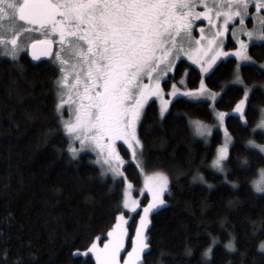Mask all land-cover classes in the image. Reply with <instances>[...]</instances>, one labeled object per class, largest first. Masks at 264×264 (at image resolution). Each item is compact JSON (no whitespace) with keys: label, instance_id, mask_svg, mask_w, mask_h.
<instances>
[{"label":"trees","instance_id":"1","mask_svg":"<svg viewBox=\"0 0 264 264\" xmlns=\"http://www.w3.org/2000/svg\"><path fill=\"white\" fill-rule=\"evenodd\" d=\"M249 52L256 63L242 64L239 72L252 87L246 108L252 127L264 106V71L259 67L264 48L251 46ZM235 66V57L223 59L205 78L213 91L228 85L227 94L215 105L218 110L229 111L242 96V86L231 83ZM58 75L57 65L50 60L33 63L27 51L21 53L19 64L0 55V264H14L17 257L25 264H94L90 254L73 252L77 248L83 252L97 235L102 243L122 208L124 185L113 184L110 175L101 177L91 153L70 159L66 136L50 131L59 127L54 111ZM170 76L176 82L186 77L188 88L199 86L198 67L187 58L179 59ZM163 87L168 90L170 84L163 81ZM158 107L156 100L147 104L138 128L144 145L142 165L147 173L169 177L171 195L166 194L168 203L151 214L147 264H264V251L257 247L264 241V193L253 186L264 159L259 149L244 143L249 138L264 143L262 131L257 129L250 137L237 115L226 118L235 145L229 151L234 158L228 161L227 180L234 187L225 174L210 167L223 131L215 130L205 144L188 122H215L211 109L181 98L161 122ZM120 151L127 160L128 180L142 186L140 169L125 146ZM236 157L247 159L251 167H241ZM197 173L207 183L193 181ZM133 229L131 225V234ZM230 240L232 250L226 248ZM210 244L211 259L204 261L202 252ZM186 248H191V255Z\"/></svg>","mask_w":264,"mask_h":264},{"label":"snow or ice","instance_id":"2","mask_svg":"<svg viewBox=\"0 0 264 264\" xmlns=\"http://www.w3.org/2000/svg\"><path fill=\"white\" fill-rule=\"evenodd\" d=\"M33 33L38 38L21 40L22 34ZM229 34L237 46L226 50ZM250 46L264 48V0H0V55L19 64L21 53L27 51L33 61L43 57L57 65L54 111L59 127L50 131L66 136L70 159L94 153L91 163L99 166L101 177L111 173L113 184L124 185L122 208L102 243L97 235L83 252L75 249L74 256L90 254L94 264H147L150 214L168 203L166 194L171 195L169 177L163 172L144 174L142 166L144 145L138 128L151 98L159 101L161 122L174 101L181 98L211 109L216 125L201 120L188 122L205 144L210 143L214 127L223 130V142L216 146L210 167L224 173L225 181L235 187L227 180L228 161L234 158L229 146L235 145L225 118L238 114L250 137L257 129L264 130V106L259 108L254 126L249 127L246 116L252 88L239 69L242 64L256 63ZM230 55L236 59L231 83L242 86V96L224 111L215 105L227 94L228 85H221L217 93L205 83V75H211L217 61ZM181 56L198 66V87L188 88L183 78L176 82L169 75ZM259 67L264 71V63ZM162 81L170 84L167 91ZM261 134L264 136V131ZM244 143L259 149L264 159V143L251 138ZM123 146L143 175L141 191L146 190V204L130 196L132 185L120 153ZM239 164L251 167L247 159L239 160ZM259 172L262 179L253 186L257 192H264V167ZM197 179L207 183L202 174L192 176L193 181ZM141 207L131 234L125 210L132 213ZM211 240L216 243L215 237ZM212 244L205 249L211 255ZM260 247L264 249V241ZM226 248H235L232 240ZM185 251L191 255V248ZM3 255L7 257L6 252ZM14 264L25 261L17 257Z\"/></svg>","mask_w":264,"mask_h":264},{"label":"rangeland","instance_id":"3","mask_svg":"<svg viewBox=\"0 0 264 264\" xmlns=\"http://www.w3.org/2000/svg\"><path fill=\"white\" fill-rule=\"evenodd\" d=\"M199 23V22H198ZM205 23H206V21H205ZM248 26L249 27H251L252 26V24H251V17L249 18V21H248ZM194 34H196L195 32H194ZM30 38H38V36H37V34H31V35H29V34H22V37H21V40L22 41H25V40H28V39H30ZM242 38H246V37H242ZM233 42L234 44L233 45H231V46H227L228 45V43L229 42ZM237 45L235 44V41L232 39V37H231V35L229 34L227 37H226V39H225V49L227 50L228 48H232V47H236ZM251 47V46H250ZM229 57H234V56H228V57H222L220 60H218L217 61V63L219 62V61H221V60H223V59H226V58H229ZM180 58H187V57H184V56H181ZM179 58V59H180ZM179 59L175 62V67H176V65H177V63H178V61H179ZM190 61V60H189ZM191 63H192V61H190ZM216 63V64H217ZM193 64V63H192ZM193 65H195V64H193ZM195 66H197V65H195ZM175 67H174V69H175ZM198 67V66H197ZM173 72H174V70H173ZM173 72H171V73H169V75L170 74H172ZM206 76L207 75H205V78H206ZM184 79V83H186V77H184L183 78ZM205 83H206V79H205ZM178 87L180 86V85H177ZM162 87H163V81H162ZM252 88V87H251ZM165 91H167V90H165ZM215 92H217V91H215ZM217 93H220V92H217ZM251 93V92H250ZM152 100H156L155 98H151L150 100H149V102L150 101H152ZM157 102H158V105H159V101L158 100H156ZM210 101V100H209ZM148 102V103H149ZM211 102V101H210ZM212 103V102H211ZM147 106V105H146ZM247 108V107H246ZM232 115H237L238 116V114H232ZM228 117V116H227ZM226 117V118H227ZM226 118H225V121H226ZM206 125H209V126H213V125H216V121L215 122H213V123H206V122H204ZM217 129H219V130H222V129H220V128H218V127H214L213 128V132L215 131V130H217ZM194 130V129H193ZM258 130H261V129H258ZM223 131V130H222ZM261 131H264V130H261ZM213 134V133H212ZM197 137H199V138H203V137H200V136H198V135H196ZM126 147V146H125ZM230 147H231V144H230V146H229V151H230ZM120 153H121V151H120ZM91 154H93L94 155V159H95V154L94 153H91ZM121 155H122V153H121ZM123 156V155H122ZM93 159V160H94ZM125 159V158H124ZM125 161H126V163H127V160L125 159ZM126 163H125V165H126ZM125 165H124V168H125ZM143 166V165H142ZM144 169V168H143ZM214 169V168H213ZM216 172H218L216 169H214ZM124 172H125V169H124ZM218 173H220V174H224V173H222V172H218ZM144 174H147V175H150V174H152V173H147V172H145V170H144ZM111 176V173H109L108 174V176ZM128 179V178H127ZM261 175L259 174V176L256 178V180H255V182H260L261 181ZM129 181V180H128ZM131 185H132V188L130 189V196L132 197V198H135V199H137L139 202H140V204L141 205H143V204H146L147 202H145V203H143V201H144V199H145V196L147 195V193H146V190L145 191H141L142 189H143V182H142V186H140V187H136V186H134L132 183H131ZM259 193H264V192H259ZM142 211V207L141 208H137L136 209V212H132V213H130L128 210H125V215L126 216H128L129 217V222H128V227L130 228L131 227V225H132V227L134 228V225H135V223H137L138 222V220H139V216L137 215V213H139V212H141ZM150 219H151V214H150ZM134 220V221H133ZM150 226V225H149ZM132 234H134V229H133V233ZM124 254H126V253H124Z\"/></svg>","mask_w":264,"mask_h":264},{"label":"clouds","instance_id":"4","mask_svg":"<svg viewBox=\"0 0 264 264\" xmlns=\"http://www.w3.org/2000/svg\"><path fill=\"white\" fill-rule=\"evenodd\" d=\"M232 243H233V245H234V240L232 241ZM227 245V244H226ZM258 249L259 250H264V249H261V247H260V243L258 244ZM229 250H232V249H229ZM202 259L204 260V261H208V260H210L211 259V254L210 253H206V250L204 249L203 250V252H202Z\"/></svg>","mask_w":264,"mask_h":264},{"label":"water","instance_id":"5","mask_svg":"<svg viewBox=\"0 0 264 264\" xmlns=\"http://www.w3.org/2000/svg\"><path fill=\"white\" fill-rule=\"evenodd\" d=\"M29 57H30V59H31V61H32L33 63H39V62H43V61H49L48 58H43V57L41 58L40 61H33L30 55H29Z\"/></svg>","mask_w":264,"mask_h":264},{"label":"bare ground","instance_id":"6","mask_svg":"<svg viewBox=\"0 0 264 264\" xmlns=\"http://www.w3.org/2000/svg\"><path fill=\"white\" fill-rule=\"evenodd\" d=\"M29 55V54H28Z\"/></svg>","mask_w":264,"mask_h":264}]
</instances>
